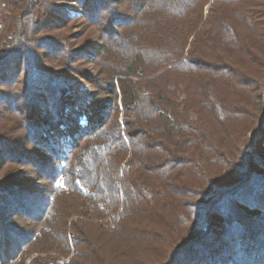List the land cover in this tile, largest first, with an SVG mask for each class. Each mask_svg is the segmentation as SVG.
Here are the masks:
<instances>
[{
    "label": "trees",
    "instance_id": "1",
    "mask_svg": "<svg viewBox=\"0 0 264 264\" xmlns=\"http://www.w3.org/2000/svg\"><path fill=\"white\" fill-rule=\"evenodd\" d=\"M1 3L0 264H264V0Z\"/></svg>",
    "mask_w": 264,
    "mask_h": 264
},
{
    "label": "rangeland",
    "instance_id": "2",
    "mask_svg": "<svg viewBox=\"0 0 264 264\" xmlns=\"http://www.w3.org/2000/svg\"><path fill=\"white\" fill-rule=\"evenodd\" d=\"M65 7H66L67 11L70 14H72V16H80L82 14V12H83L82 9L79 6H77L76 3L73 2V1H70V2L66 3ZM1 9H2V3H1V0H0V10ZM78 30H79V27H73L71 31L72 32H77ZM85 88L87 90H91V87H90L89 84H86ZM82 122H83V120H82ZM27 262H28V259H26L23 264H27ZM11 264H16V263L13 262Z\"/></svg>",
    "mask_w": 264,
    "mask_h": 264
}]
</instances>
